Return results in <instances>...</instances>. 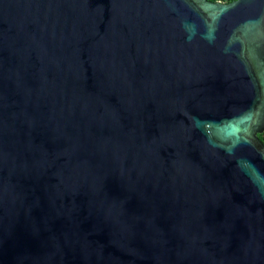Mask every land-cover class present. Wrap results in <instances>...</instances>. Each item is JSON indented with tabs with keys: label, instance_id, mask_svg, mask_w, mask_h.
<instances>
[{
	"label": "water",
	"instance_id": "obj_1",
	"mask_svg": "<svg viewBox=\"0 0 264 264\" xmlns=\"http://www.w3.org/2000/svg\"><path fill=\"white\" fill-rule=\"evenodd\" d=\"M264 0H0V264H264Z\"/></svg>",
	"mask_w": 264,
	"mask_h": 264
},
{
	"label": "trees",
	"instance_id": "obj_2",
	"mask_svg": "<svg viewBox=\"0 0 264 264\" xmlns=\"http://www.w3.org/2000/svg\"><path fill=\"white\" fill-rule=\"evenodd\" d=\"M209 1H211V2H218V1H220V2H223V3H231V2H233L235 0H209ZM259 138L264 143V133L261 134V135H259Z\"/></svg>",
	"mask_w": 264,
	"mask_h": 264
}]
</instances>
